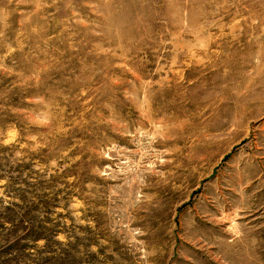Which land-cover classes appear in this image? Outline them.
I'll list each match as a JSON object with an SVG mask.
<instances>
[{
	"label": "rangeland",
	"instance_id": "1",
	"mask_svg": "<svg viewBox=\"0 0 264 264\" xmlns=\"http://www.w3.org/2000/svg\"><path fill=\"white\" fill-rule=\"evenodd\" d=\"M0 264H264V0H0Z\"/></svg>",
	"mask_w": 264,
	"mask_h": 264
}]
</instances>
